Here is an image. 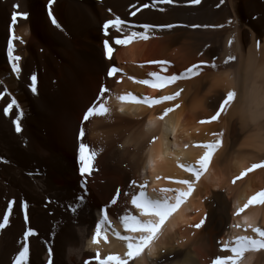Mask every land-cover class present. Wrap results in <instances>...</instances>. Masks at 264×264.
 Masks as SVG:
<instances>
[{
  "label": "bare ground",
  "instance_id": "obj_1",
  "mask_svg": "<svg viewBox=\"0 0 264 264\" xmlns=\"http://www.w3.org/2000/svg\"><path fill=\"white\" fill-rule=\"evenodd\" d=\"M238 1L240 5L247 4L246 0ZM40 3L31 0L27 19L13 30L20 55L16 61L19 74L12 71V60L0 56V94L4 108L13 99L16 101L7 114L23 123L32 136L31 143L46 158L35 171L31 169L35 166L21 149L24 147L14 150L15 144L14 152H11L12 149L0 145V154L12 157L15 162L0 173V192L12 188L24 197L31 219L43 216L47 211L58 212L64 217L55 244L39 249L31 264H48L49 247L53 249L54 264H84L86 260L97 264L96 254L88 247L91 238L88 229L98 218L100 209L108 205L110 221L124 234L119 217L126 210L139 215L130 203L131 196L124 193H138L140 184L146 185L147 194L153 198L161 195L162 188L184 190L177 181L188 178L190 173L179 165L195 163L203 154L201 146L213 140V132L221 130L225 133L223 146L213 153L193 192L162 226L153 244L154 255L149 256L146 250L135 264H154L156 260L159 264H184L188 257L196 264H210L217 254L231 255L227 250L221 252V244L238 235H254L250 229L246 231L231 225L243 223L247 218L264 226V205L254 203L238 217L233 215L251 195L264 189V170L260 169L233 183L245 165L264 156V124L253 123L248 114V104L258 100L261 88H264V47L259 53L254 47L256 40L264 45V24L237 18L231 5L228 12L233 22V43L229 46V40H226L219 53V69L206 65L197 77L154 87L139 81L155 82V77L150 75L152 72L161 76L178 73L191 61V51L180 46L173 48L178 43L177 38H151L152 34L146 31L151 39L137 38L124 45H116L110 39L113 54L108 59L103 41L119 33L109 28L106 36L103 24L120 12L116 9L118 2L88 3L92 11L88 14L92 13L93 20L78 21L74 25L66 19L68 11L65 12L67 9L62 4L44 6ZM53 18L60 27L52 23ZM229 48L236 59L225 65ZM150 61L167 62V68L162 69L159 63ZM111 67L120 71L110 77L108 70ZM225 73L231 79H227ZM33 74L38 86L41 85L53 101L46 115L38 112L28 92ZM217 84L221 88L225 84L234 87L237 95L227 114H222L218 122L200 124L199 121L206 120L212 111V102L206 94ZM101 86L107 91L100 102H106L109 112L84 122L86 152L91 150L95 156L91 173L81 175L78 160L81 141L77 135L87 108L93 103L99 106L97 98ZM181 88L184 91L175 101L180 107L174 108L163 119L160 117L164 109L172 107L173 102L152 106L137 102L145 97L156 99L171 95ZM120 96L129 98L120 100ZM72 126L74 131L70 133ZM133 180L137 187H130ZM117 189L121 194L113 205L109 201ZM80 197L82 199H78ZM69 205L77 208L75 214ZM201 219H205V223L200 229L189 227ZM109 241L102 246V253L121 255L126 251L124 243L115 236L109 234ZM177 241L186 243L178 245ZM69 248L76 251L70 255ZM242 264H264V250L245 253Z\"/></svg>",
  "mask_w": 264,
  "mask_h": 264
},
{
  "label": "snow or ice",
  "instance_id": "obj_2",
  "mask_svg": "<svg viewBox=\"0 0 264 264\" xmlns=\"http://www.w3.org/2000/svg\"><path fill=\"white\" fill-rule=\"evenodd\" d=\"M162 3H172L173 0H160ZM191 3H199L200 0H190ZM225 0H220V3L223 4ZM150 5L144 4V8H148ZM21 6L19 3H14L12 5L13 11L11 12V23L15 25L17 23V17L21 16L25 19L28 17V13L20 10ZM139 9H137L138 11ZM51 16V13H49ZM135 15V12L133 13ZM52 23L57 27H60L57 21L53 18ZM126 22L121 20L118 16L115 19L106 20L103 24V29L105 31V35L107 36L109 28L115 29L119 35L115 37H108L103 41V48L105 52V56L108 59H111L113 54V47L110 46L109 40H113L116 45H124L133 39H148L146 35V31L152 29L153 27H165L168 29H172L175 25L167 24L154 26L150 24L142 25V28L145 31H126L125 30ZM193 28H199L200 25H191ZM204 27H209L205 25ZM215 27L222 28L223 25H217ZM233 43L232 40L228 41L229 46ZM257 53L261 50L264 45L260 40H256L254 44ZM13 46L12 41L8 42V55L12 60V71L19 74V66L16 61L20 59V57H16L12 55ZM227 55V59L224 60V64L227 65L230 61L236 59V57L232 54L231 49L229 48ZM150 63H159L162 69L167 68V62L164 61H150ZM206 64V62L201 61L197 64H192L191 66L185 68L183 71L178 73H172L169 75H159L156 72H152L150 75L155 77V82L152 80H142L139 83L143 84H153L154 87H163L165 84H175L177 81L187 80L194 77H197L202 74V65ZM207 67L219 69L220 65L215 63V60L211 64H207ZM120 69L116 67H111L108 70V76H113L114 73L119 72ZM225 77L227 79H231V76L228 73H225ZM31 87L32 91H36V81L37 77L35 74L31 76ZM107 89L101 86L100 89V97L97 98L99 102V106L97 107L96 103H93L92 106L88 107L87 110L83 114V119L80 124L79 132L77 135V139L81 142L79 144V172L81 175L85 173H91L92 169V161L95 156V152L88 150V146L83 142L85 137V129L84 122L89 121L93 116H103L109 112V109L106 107V102H100L104 93ZM184 90L181 88L171 95L160 96L156 99H151L145 97L142 101H137L135 96H131L133 101L147 103L149 106L158 105L165 101L173 102L172 107H168L164 109L163 114L160 119H163L165 115L169 112H172L174 108H179L180 104L175 103V101L180 97ZM237 93L234 90V87H230L227 84L221 86L219 84L214 85L209 88L208 93L206 94V98L212 102V111L208 115L206 120H200V124L218 122V118L221 117L222 114H227L231 104L233 103ZM120 100L128 99L129 97L120 96L118 97ZM16 104V101L13 99L11 104L8 107L4 108L5 114L9 112V110ZM248 114L252 119L253 123L260 122L264 124V88H261V93L258 100H252L248 104ZM16 124V131L20 132L21 127L18 121L14 122ZM224 130L219 132H213V140L211 142L204 143L201 147L204 149L203 154L199 157V159L195 163L184 164L181 163L179 166L183 168L186 172L190 173V176L186 179L178 180L177 183L184 186V190L180 189H172V188H162L160 189L161 195L158 197H150L146 191V185L140 184L138 193H124L125 196H131L130 203L135 206V209L139 212V215H133L129 211H125V213L119 217V223L123 226L125 233L122 234L121 231L113 225V223L109 219V214L107 212L108 205H105L100 209L98 218L94 220L93 224L89 227L88 231L91 234V238L88 243L89 249L92 250L96 255L94 257L97 264H135V261L142 257L147 250V254L149 256L154 255L153 244L157 239L162 226L165 224L168 217L176 212L182 203L186 200V198L193 192L195 184L199 181L201 174L204 170L207 169L210 163V159L213 156V153L223 146V137ZM187 146V145H186ZM256 169L264 170V156H261L258 160L251 162L249 165H245L239 174L233 179V183L237 180H240L245 175L250 172H253ZM156 179H159L157 176ZM130 187H137L136 181L133 180L130 184ZM153 191H156L153 189ZM169 193H173V195H169ZM120 189L116 190V196L112 198L110 201L111 204H116L117 198L120 196ZM82 199V197L78 198ZM14 201H10L8 204L7 210L2 214V221H0V229H4L9 221V215L11 212L12 204ZM257 203L260 205H264V189L256 191L253 195H251L247 201L233 213L234 216H239L244 209L248 208L250 205ZM21 208L25 212V222L28 221L27 216V205L24 202H21ZM69 208L73 214L77 212V208L69 205ZM205 219H201L199 223L190 224L189 227L194 229H200L202 225H204ZM234 228H244L246 231L248 229L254 235H238L234 238V240L229 241L227 243L221 244V252L227 250L231 253V255H221L217 254L210 260V264H242L245 253L249 251H260L264 250V226H258L252 222H250L247 218L243 221V223H234L231 225ZM101 233L104 235L101 236ZM109 234L115 236L116 239L122 241L125 245L126 251L121 255L114 254H104L102 253V246L108 244ZM36 235L34 231L29 228L28 230L23 232L24 242L21 244V247L18 249L17 253L14 255V258L11 261V264H31L30 261V245L29 238ZM195 236V233H193ZM186 243L185 241H177L178 245H182ZM219 243V242H218ZM48 264H54L52 259L53 257V249L51 247L48 248ZM69 254L71 255L75 249L69 248ZM84 264H91L90 260L84 261ZM154 264H159V261H154ZM184 264H196L195 260L192 257H188L185 259Z\"/></svg>",
  "mask_w": 264,
  "mask_h": 264
},
{
  "label": "rangeland",
  "instance_id": "obj_3",
  "mask_svg": "<svg viewBox=\"0 0 264 264\" xmlns=\"http://www.w3.org/2000/svg\"><path fill=\"white\" fill-rule=\"evenodd\" d=\"M36 1L39 3L41 2L44 6H47L48 3L54 5L62 4L66 7L65 9H67L65 10V12L68 11L65 13L66 19L70 23H72L71 25H74V23L76 24L78 21L85 23L87 22V20L88 22L93 20V16H91L92 13L88 14V12H92L91 10H89L90 8L88 6V3H101L105 2L106 0ZM110 1L118 2L117 4L119 5L116 9L118 12H120L113 17L116 18L118 16L121 20H124L126 22L125 29H128L130 31H138L139 29L144 30L142 28V25L144 24H150L154 26L167 24L175 25V27H173L172 29H168L165 27H153L152 29L147 30V32L152 34L150 35L151 38H177L178 43L174 45V49H177V47L179 48L180 46V48H186L187 50L191 51V61L186 66V68L191 66L192 64L200 63L201 61L206 62V64L202 65L201 67L206 66L207 64H211L213 60H215L216 64L217 62H219V53H221L226 40H232L233 36V22L228 12L231 10V5L235 8L237 18H247L255 24H264V0H246L247 4L245 3L244 5H240L238 0H225L223 4L220 3V0H200L199 3L195 4L191 3L190 0H173L172 3H162L160 2V0ZM29 2H31V0H0V56L5 60L11 61L8 55L9 40L12 41V55L16 57L20 56L18 41L17 38H15L17 36L14 35L13 30L16 25H18L24 18L18 16L17 23L15 25L11 23V12L13 11L12 5L14 3H19L21 6L20 10L27 12ZM144 4H148L150 6L148 8H144ZM137 9L139 10L137 11ZM134 12L135 15H133ZM76 16H78V18ZM194 24L200 25V27H191V25ZM205 25L209 27H204ZM217 25H223V27H215ZM156 33H159L158 35L160 36V38ZM150 37L148 38L151 39ZM61 40L63 41V39ZM61 40L58 41L61 42ZM31 83V81H29L28 83V92L30 98L32 97L31 99L35 107L38 109V112L42 111L41 114L46 115L50 110V107L53 105L51 95L47 91L45 92L41 85H39V87L37 82L36 91L33 92ZM16 121H18L20 124V132L16 131V124L14 123ZM20 122V120H14L11 114H5L3 97L0 94V145H4L10 151L15 144L16 145L13 148L14 150H16L17 147H24L21 149L26 153L25 155L36 168L35 169L31 167V169L36 171L39 168V164L41 166L42 163H45L44 160L46 158H44L37 152L34 143H31L33 142L31 134L26 130L23 123ZM72 127L70 129V133H73L74 131V127L73 129ZM13 141H15L16 143ZM11 142L13 143V145ZM26 147H28L29 149L27 148L26 150ZM13 149L11 152H14ZM31 150H33L32 152H35L32 153ZM113 157H116L115 154ZM12 164H15L12 157H9L8 155L3 156L0 154V173L5 167ZM13 192L14 190L12 188H7L6 190L0 192V221H2V214L5 212V210H7L9 202L14 201L9 215L8 224L4 229H0V264H11L14 255L17 253L18 249L21 247V244L24 242V231L31 228L36 234L30 237L28 241L30 245V261H32L34 254L39 249H44L46 246L52 247L55 244L60 228H62L63 226V223H61L63 222L62 218L64 219L63 215L54 211H47L48 213H46L45 215L35 219H31V215L29 214V207L27 204L28 221L26 223L25 212L21 208V202H27H25L26 200H24V197L19 196L15 192ZM114 196H116V191L114 192L112 198ZM53 217L56 220L53 219ZM5 245L6 247L4 248Z\"/></svg>",
  "mask_w": 264,
  "mask_h": 264
}]
</instances>
